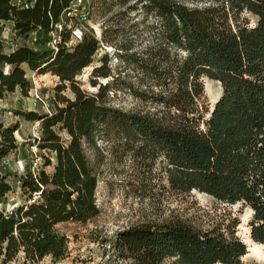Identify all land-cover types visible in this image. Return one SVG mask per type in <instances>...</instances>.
Returning a JSON list of instances; mask_svg holds the SVG:
<instances>
[{"label":"trees","instance_id":"obj_1","mask_svg":"<svg viewBox=\"0 0 264 264\" xmlns=\"http://www.w3.org/2000/svg\"><path fill=\"white\" fill-rule=\"evenodd\" d=\"M28 1L33 6L0 0V24L12 23L22 40L34 33L40 40L35 47H8L0 36V99L17 89L31 91L23 66L57 76L59 84L49 112H15L39 123L33 146L41 162L27 164L22 174L0 172V206L17 185L24 197L11 212L0 208V264L20 254L26 262L51 257L55 264L70 256L69 240L57 226L86 225L100 216L96 191L107 163L100 143L144 163L161 158L174 192L197 191L239 204L240 212L250 209V238L264 246V0H102L103 6L141 9L151 42L141 51L121 46L115 54L137 72L138 90L123 85L130 75L113 76L105 55L91 74L95 93L85 92L77 77L108 43V29L100 39L91 30L83 33L68 47V26L85 23L68 16L77 0ZM83 2L91 20L96 8ZM247 13L255 24L242 21ZM151 16L155 20L147 24ZM62 22V43L53 51L49 33ZM204 78L222 88L213 113L205 104ZM97 79L112 80L102 85ZM68 90L72 98L64 95ZM121 90L161 108L153 114L117 108L109 95ZM18 131V124L0 121V167L19 150ZM240 224L232 213L205 230L179 219L142 223L101 243L120 264H241L249 247L237 236Z\"/></svg>","mask_w":264,"mask_h":264},{"label":"rangeland","instance_id":"obj_2","mask_svg":"<svg viewBox=\"0 0 264 264\" xmlns=\"http://www.w3.org/2000/svg\"><path fill=\"white\" fill-rule=\"evenodd\" d=\"M96 10L93 11L92 19L81 25L83 33L93 31L98 38L107 31V41L94 58V63L88 70H84L77 81L81 83L85 92L95 93L96 88L91 86V74L96 67L101 65V59L107 55L111 60L110 68L113 76L123 72V75H130L126 84L133 85L135 90L141 86L138 75L134 69L127 68L124 62L117 58V52L121 46L131 47L136 51L144 50L149 45L150 35L145 31V25L141 23L146 18L142 10L131 12L128 8L119 5L103 6L102 0H88ZM88 6V5H87ZM192 6V5H190ZM201 6V4H200ZM102 7V8H101ZM78 8V7H77ZM88 8V7H87ZM85 9H83V12ZM249 19L250 24L256 22V18L247 13L242 15V21ZM155 19L151 16L148 23ZM3 35V26L0 24V36ZM8 37L6 46L15 47L28 44L37 46L32 36L30 39H20L12 33L4 35ZM116 54V55H115ZM26 77L32 84V89L28 95H23L20 89L14 93H6L0 99V121L6 127L10 125L19 126L16 132V139L19 150L10 155L5 161L0 172L19 173L25 171L27 164L40 165L41 160L34 140L41 136L39 123H32L17 117L16 111H35L39 114L50 110L53 103L54 90L59 84L58 77L51 74L38 75L27 68ZM112 79H97V82L104 85ZM206 100L205 104L212 108L217 100L222 96L218 84H212L207 89L205 81L202 79ZM69 98L72 94L68 90L64 93ZM109 98L113 106L123 108L126 111L151 112L155 113L161 107L155 102H146L145 99L133 97L129 91L121 90L117 93H110ZM208 116V115H207ZM107 154V163L103 167L101 180L96 191L97 205L101 211L100 216L93 219L86 225L80 223H61L57 228L65 234L69 240L70 256L57 264H120L110 249L101 243V240L109 236H115L133 226L142 223H162L179 219L186 223L193 224L199 229H210L221 220L222 216L232 213L239 217L241 222L237 229V236L244 242L248 240L249 221L252 217L250 209L240 212L241 206H229L219 203L208 196L191 192L188 195L179 194L170 189L163 169L165 164L161 158L155 163L135 160L131 155L124 154L123 149H116L112 144L100 143ZM52 168H47V172H52ZM24 202L18 185L14 192L8 195V200L2 203L0 208L10 212L13 205ZM258 254V255H257ZM10 264H55L51 257H46L42 262L32 263L24 260L20 254L13 263ZM241 264H264V250L256 255L242 259Z\"/></svg>","mask_w":264,"mask_h":264},{"label":"built area","instance_id":"obj_3","mask_svg":"<svg viewBox=\"0 0 264 264\" xmlns=\"http://www.w3.org/2000/svg\"><path fill=\"white\" fill-rule=\"evenodd\" d=\"M84 0H77V4L74 6V9L72 12H70L68 14V16L70 15H75V16H79L81 18V22H87L89 21V19L87 18L89 12H88V9L87 7L84 6ZM13 2L15 4H18L19 6H26V7H31L33 6L32 2L28 1V0H13ZM83 6L82 8H80V6ZM78 7V8H77ZM83 9H85L83 12ZM64 24L65 23H59L55 26L54 30L52 32L49 33V37H50V40L47 44V47L50 48L51 50L55 51V50H58V46L59 44L62 43V35H61V32L63 30V27H64ZM1 25L3 26V35H2V38L3 40L5 41L6 43V40L8 39V37H4V35L6 34H10L12 33L13 35L14 32H13V24L12 23H9V22H6V23H1ZM68 28H72V38H71V41L70 43L68 44V47H71V45L75 44L76 42L82 40L84 34L82 32V29H81V26H74V25H69ZM34 36L36 39V41L38 40V36L34 33L31 35V37ZM30 37V38H31ZM29 45V43H28ZM30 46V45H29ZM49 112V111H48ZM5 163V162H4ZM3 163V164H4ZM16 205H13L10 212L12 211V209L15 207Z\"/></svg>","mask_w":264,"mask_h":264},{"label":"bare ground","instance_id":"obj_4","mask_svg":"<svg viewBox=\"0 0 264 264\" xmlns=\"http://www.w3.org/2000/svg\"><path fill=\"white\" fill-rule=\"evenodd\" d=\"M91 67V66H90ZM90 67H88V68H90ZM86 70H88V69H86ZM204 81H205V87L208 89L209 88V86L210 85H212V84H218V86H219V88H220V94H221V96L223 95L222 94V88H221V86H220V84L219 83H215V82H213V81H211V80H209V79H206V78H204ZM218 101V100H217ZM193 192H196V193H199V192H197V191H193ZM200 194V193H199ZM200 195H202V194H200ZM205 195V194H204ZM203 195V196H204ZM205 196H207V195H205ZM250 213H252L253 214V212L252 211H250ZM245 243L248 245V247H249V253H248V256H246L245 258H247V257H251V256H254V255H256V253L257 252H261V250L263 251L264 250V246L263 245H259V244H257V243H255V242H253L252 241V239L250 238V230H249V232H248V240H246L245 241ZM258 255V254H257ZM244 258V259H245Z\"/></svg>","mask_w":264,"mask_h":264},{"label":"water","instance_id":"obj_5","mask_svg":"<svg viewBox=\"0 0 264 264\" xmlns=\"http://www.w3.org/2000/svg\"><path fill=\"white\" fill-rule=\"evenodd\" d=\"M216 103H217V102H216ZM214 106H215V105H214ZM214 106L211 108L212 113H213V111H214V110H213V109H214Z\"/></svg>","mask_w":264,"mask_h":264}]
</instances>
